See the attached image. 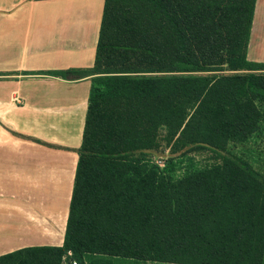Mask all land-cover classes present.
<instances>
[{
	"label": "trees",
	"instance_id": "trees-1",
	"mask_svg": "<svg viewBox=\"0 0 264 264\" xmlns=\"http://www.w3.org/2000/svg\"><path fill=\"white\" fill-rule=\"evenodd\" d=\"M256 4L106 0L94 66L69 72L93 85L64 245L0 264H264V168L227 150L264 121ZM202 151L217 162L175 178L172 156Z\"/></svg>",
	"mask_w": 264,
	"mask_h": 264
},
{
	"label": "crops",
	"instance_id": "crops-1",
	"mask_svg": "<svg viewBox=\"0 0 264 264\" xmlns=\"http://www.w3.org/2000/svg\"><path fill=\"white\" fill-rule=\"evenodd\" d=\"M105 3L0 0V102H10V251L0 255L64 245L93 85L69 72L94 66ZM248 59L264 63V0Z\"/></svg>",
	"mask_w": 264,
	"mask_h": 264
},
{
	"label": "rangeland",
	"instance_id": "rangeland-1",
	"mask_svg": "<svg viewBox=\"0 0 264 264\" xmlns=\"http://www.w3.org/2000/svg\"><path fill=\"white\" fill-rule=\"evenodd\" d=\"M227 150L244 157L256 170L264 168V121L259 132L244 143H229ZM153 163L165 168L166 160L171 156L170 151L154 153ZM175 157V178L181 177L186 168L204 169L213 166L217 160L210 152H192L188 156ZM180 157V158H179ZM192 158V160L190 159ZM10 102H0V253L10 251Z\"/></svg>",
	"mask_w": 264,
	"mask_h": 264
},
{
	"label": "built area",
	"instance_id": "built-area-1",
	"mask_svg": "<svg viewBox=\"0 0 264 264\" xmlns=\"http://www.w3.org/2000/svg\"><path fill=\"white\" fill-rule=\"evenodd\" d=\"M61 264H78V262L73 258V254L69 251L63 256Z\"/></svg>",
	"mask_w": 264,
	"mask_h": 264
}]
</instances>
